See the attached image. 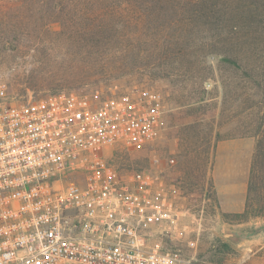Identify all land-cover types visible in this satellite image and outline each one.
<instances>
[{"label": "rangeland", "instance_id": "1", "mask_svg": "<svg viewBox=\"0 0 264 264\" xmlns=\"http://www.w3.org/2000/svg\"><path fill=\"white\" fill-rule=\"evenodd\" d=\"M9 1L20 4L19 0L0 3L6 6ZM238 1L244 0H205V7L230 18L239 15ZM255 1L256 20L262 21L264 0ZM161 2V9L185 7L182 0ZM39 6L34 0L31 8L36 12L24 11L17 17V35L5 32L11 24L0 19V81L9 96L42 98L72 92L105 99L158 91L167 108L160 134L142 149L112 148L106 157L118 173L162 172L173 190L175 212L170 231L158 236L165 250L180 256L181 264H264V218L236 217L244 207L255 140L228 137L217 143L218 134L232 136L243 102L261 101L251 80L262 73L257 67L264 68V37L256 44H236L229 52L227 44L212 43L220 32L214 27L191 29L183 45L173 36L160 38V28L144 26L134 34L120 30L115 33L118 49L105 46L100 55L105 65L92 75L96 56L90 47L104 33L91 30L87 15L55 18ZM163 15L154 23H166ZM112 23L118 25L115 19ZM12 34L18 42L11 40ZM257 46L258 59L254 58ZM180 47L183 52L178 55ZM237 57L242 69L252 70V79L243 77L230 62ZM245 114L249 123L255 110ZM223 230L237 231L242 239L234 244L223 237Z\"/></svg>", "mask_w": 264, "mask_h": 264}, {"label": "built area", "instance_id": "2", "mask_svg": "<svg viewBox=\"0 0 264 264\" xmlns=\"http://www.w3.org/2000/svg\"><path fill=\"white\" fill-rule=\"evenodd\" d=\"M166 111L154 90L17 99L0 81V264H181L158 236L175 212L162 172L106 157L152 142Z\"/></svg>", "mask_w": 264, "mask_h": 264}, {"label": "trees", "instance_id": "3", "mask_svg": "<svg viewBox=\"0 0 264 264\" xmlns=\"http://www.w3.org/2000/svg\"><path fill=\"white\" fill-rule=\"evenodd\" d=\"M33 1L19 0L20 4L18 5L9 1L6 6L0 3V19L5 21V23L11 24L6 27L5 32L17 35L19 27L15 20L21 12L27 11L29 12L28 15L36 12V9L31 8ZM161 1L181 2V0H39V7L44 14L55 18H64L70 14L87 15L91 30L104 33V35H98L100 37L90 47L96 56L90 66L93 70L92 75L95 74L99 67L105 65L102 61L103 58L100 56L104 47L112 45L118 49L116 44L118 35L115 33L120 30L129 29L134 34L139 32L140 27L144 26L147 29L160 28L161 32H158L160 38L164 34L166 39L173 36L183 45V41L186 40L185 34L189 33L191 29L196 27L202 30L205 27L211 30L210 28L214 27L220 32L217 38L214 39L216 41L213 39L209 41L213 40L212 43L227 44L230 48L229 52L234 51L236 44L238 46L246 43L252 45L264 37V18H261L262 21L256 20L259 6L255 0L248 2L244 0L242 3L238 1L235 8L239 10V15L230 18L218 16L215 9L205 7L208 3L205 0H182L185 3V7L173 5L167 9L159 7V5H163ZM171 11L172 13H167ZM161 12L164 13L163 20L166 23H154V19L159 17ZM113 19L117 20L118 25L112 23ZM76 26L80 25L77 23ZM16 35L12 34L11 37L14 42H18ZM214 35L216 34L212 32L211 37L214 38ZM112 39L113 41H111ZM76 42L79 44V40ZM209 46L215 45L209 44ZM182 49L180 47L178 55L182 54ZM256 49L259 50L260 46L254 49V58L258 59L259 56ZM230 62L237 69L242 70L241 75L243 77L249 78V80L252 79L250 74L252 70L242 69L240 58L237 57L236 60H230ZM257 68L262 73L253 75L251 81L255 90L261 94V101L253 105L243 102L239 117L236 119L237 125L232 129V136H229V133L227 135L226 133L218 134V138L221 139L217 140V143L224 142L229 139L228 137L231 139L253 138L255 140L250 159L244 207L242 212L236 214V217L240 220L256 217L264 218V68ZM252 109L255 110L254 119L249 123H245V112ZM224 126L222 127L224 128Z\"/></svg>", "mask_w": 264, "mask_h": 264}, {"label": "water", "instance_id": "4", "mask_svg": "<svg viewBox=\"0 0 264 264\" xmlns=\"http://www.w3.org/2000/svg\"><path fill=\"white\" fill-rule=\"evenodd\" d=\"M222 235L234 244L238 243L242 239V234L233 230H223Z\"/></svg>", "mask_w": 264, "mask_h": 264}]
</instances>
